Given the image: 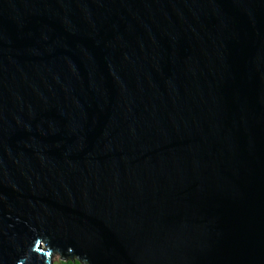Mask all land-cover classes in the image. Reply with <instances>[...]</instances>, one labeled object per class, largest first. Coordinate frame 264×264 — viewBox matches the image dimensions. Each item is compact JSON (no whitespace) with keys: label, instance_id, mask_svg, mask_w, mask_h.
<instances>
[{"label":"water","instance_id":"water-1","mask_svg":"<svg viewBox=\"0 0 264 264\" xmlns=\"http://www.w3.org/2000/svg\"><path fill=\"white\" fill-rule=\"evenodd\" d=\"M264 264V0H0V264Z\"/></svg>","mask_w":264,"mask_h":264},{"label":"trees","instance_id":"trees-1","mask_svg":"<svg viewBox=\"0 0 264 264\" xmlns=\"http://www.w3.org/2000/svg\"><path fill=\"white\" fill-rule=\"evenodd\" d=\"M71 257H72L71 255L65 256L64 261H66V262H62L61 257H59L60 259L58 260V262H59V264H81V262L79 260H77V259L73 260Z\"/></svg>","mask_w":264,"mask_h":264},{"label":"rangeland","instance_id":"rangeland-1","mask_svg":"<svg viewBox=\"0 0 264 264\" xmlns=\"http://www.w3.org/2000/svg\"><path fill=\"white\" fill-rule=\"evenodd\" d=\"M59 257H60V255H58L57 252L53 253V264H59V262H58V260L60 259ZM71 258H72L73 260L76 259L75 256H72ZM61 260H62V259H61ZM64 262H66V261H64ZM81 264H84V263L81 262Z\"/></svg>","mask_w":264,"mask_h":264}]
</instances>
